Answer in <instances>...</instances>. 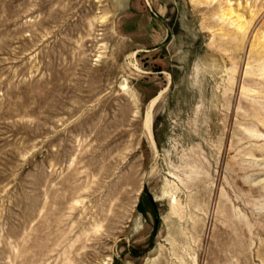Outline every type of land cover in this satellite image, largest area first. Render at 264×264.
Listing matches in <instances>:
<instances>
[{
	"label": "rangeland",
	"instance_id": "1",
	"mask_svg": "<svg viewBox=\"0 0 264 264\" xmlns=\"http://www.w3.org/2000/svg\"><path fill=\"white\" fill-rule=\"evenodd\" d=\"M0 264H264V0H0Z\"/></svg>",
	"mask_w": 264,
	"mask_h": 264
},
{
	"label": "bare ground",
	"instance_id": "2",
	"mask_svg": "<svg viewBox=\"0 0 264 264\" xmlns=\"http://www.w3.org/2000/svg\"><path fill=\"white\" fill-rule=\"evenodd\" d=\"M187 234V233H186ZM183 235V234H182ZM184 237H185V235H184ZM185 238H187V236L185 237ZM185 240V239H184Z\"/></svg>",
	"mask_w": 264,
	"mask_h": 264
}]
</instances>
